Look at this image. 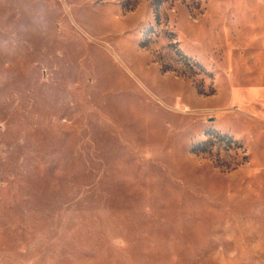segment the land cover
I'll return each mask as SVG.
<instances>
[{
    "label": "rangeland",
    "instance_id": "obj_1",
    "mask_svg": "<svg viewBox=\"0 0 264 264\" xmlns=\"http://www.w3.org/2000/svg\"><path fill=\"white\" fill-rule=\"evenodd\" d=\"M0 264H264V0H0Z\"/></svg>",
    "mask_w": 264,
    "mask_h": 264
}]
</instances>
